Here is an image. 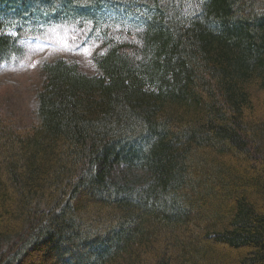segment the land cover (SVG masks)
Masks as SVG:
<instances>
[{"label":"trees","instance_id":"trees-1","mask_svg":"<svg viewBox=\"0 0 264 264\" xmlns=\"http://www.w3.org/2000/svg\"><path fill=\"white\" fill-rule=\"evenodd\" d=\"M104 10L137 40L0 125V264H264V0H0V61L7 22Z\"/></svg>","mask_w":264,"mask_h":264},{"label":"rangeland","instance_id":"rangeland-1","mask_svg":"<svg viewBox=\"0 0 264 264\" xmlns=\"http://www.w3.org/2000/svg\"><path fill=\"white\" fill-rule=\"evenodd\" d=\"M111 12L100 11L95 16L97 21L82 20L78 16L66 23H50L42 33L31 31L33 25H26L20 19L11 21L12 25L7 22L5 31L15 39V51L0 61L1 126L15 130L14 135H19L18 130L36 126V95L45 80L41 68L44 62L60 58L76 62L86 74L99 75L94 60L98 55L104 54L112 44L129 45L137 40L132 30H126L127 25L106 18ZM2 163L4 167L7 165L5 155L0 166ZM2 171L7 173L6 169ZM16 207L12 209L16 211ZM38 262L33 260V264Z\"/></svg>","mask_w":264,"mask_h":264},{"label":"bare ground","instance_id":"bare-ground-1","mask_svg":"<svg viewBox=\"0 0 264 264\" xmlns=\"http://www.w3.org/2000/svg\"><path fill=\"white\" fill-rule=\"evenodd\" d=\"M262 110V109H261ZM258 114V113H257ZM260 115V114H259Z\"/></svg>","mask_w":264,"mask_h":264}]
</instances>
